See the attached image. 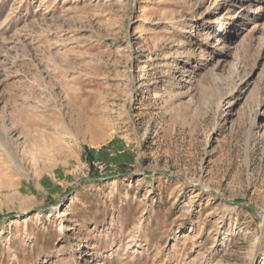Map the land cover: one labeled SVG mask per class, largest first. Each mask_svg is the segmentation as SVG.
I'll return each instance as SVG.
<instances>
[{"label":"rangeland","instance_id":"374dc122","mask_svg":"<svg viewBox=\"0 0 264 264\" xmlns=\"http://www.w3.org/2000/svg\"><path fill=\"white\" fill-rule=\"evenodd\" d=\"M0 264H264V0H0Z\"/></svg>","mask_w":264,"mask_h":264}]
</instances>
